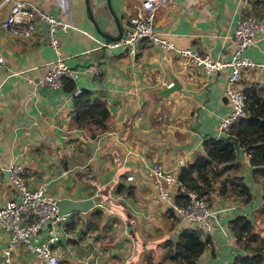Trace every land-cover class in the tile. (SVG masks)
Returning a JSON list of instances; mask_svg holds the SVG:
<instances>
[{
	"label": "crops",
	"instance_id": "obj_1",
	"mask_svg": "<svg viewBox=\"0 0 264 264\" xmlns=\"http://www.w3.org/2000/svg\"><path fill=\"white\" fill-rule=\"evenodd\" d=\"M27 1L69 23L56 35L65 63L78 72L71 90L33 87L27 78L43 75L55 56L43 24L35 22L28 39L0 28V206L17 196L6 169L16 162L29 187L44 184L55 199L92 196L94 208L101 211L94 227L87 226L94 220L92 209L78 212L71 229L64 225L68 216L61 223L55 244L61 264H178L163 258V241L189 225L156 201L145 170L159 163L177 174L200 150L203 139L217 136V123L230 110L222 95L228 68L206 74L185 57L145 40L132 53L120 45L103 47L123 33L138 0ZM8 5L0 8V20ZM243 7L262 17V31L246 53L264 62V0H174L156 11L154 27L177 47L227 60ZM173 81L177 89L157 94ZM235 86L264 91V68L244 70ZM82 89L104 102V129L76 123L72 98ZM236 162V173L242 174L252 198L243 202L240 196L218 194L213 184L209 204L223 210L214 228L202 232L209 241L199 264H231L237 251L228 218L238 213L256 222L253 217L263 204L262 188L252 179L241 149ZM7 237L0 228V264H42L18 244L4 261Z\"/></svg>",
	"mask_w": 264,
	"mask_h": 264
},
{
	"label": "built area",
	"instance_id": "obj_2",
	"mask_svg": "<svg viewBox=\"0 0 264 264\" xmlns=\"http://www.w3.org/2000/svg\"><path fill=\"white\" fill-rule=\"evenodd\" d=\"M173 1L138 0L126 18L123 33L117 38L102 43V46L108 48L120 45L132 53L138 42L145 40L185 57L202 68L206 74L228 68L222 95L229 103L230 110L217 123V136H219L244 114L245 94L242 89L235 86L241 72L254 67L264 68V62L253 60L246 53L262 31V17L255 10L242 8L232 32L234 48L230 57L222 60L194 48L177 47L158 34L154 27L155 13L160 7ZM6 3L9 4L8 10L0 20V28L11 36L28 39L32 35L35 22L39 21L44 26L47 44L55 53L44 74L36 78H27V81L35 88L60 89L64 79H74L78 71L65 63L64 56L60 54L56 35L57 30H65L69 23L27 0H0V8ZM90 72L96 73L97 66L91 67ZM6 169L8 182L15 188L17 196L0 206V228L8 235V243L2 251L3 260L8 261L11 249L18 244L33 253L42 264H61L55 244L60 235L58 227L67 220L68 213H57L56 199L47 191L44 184L36 187H29L26 184L24 169L19 163L11 162ZM145 176L156 191L157 202L165 203L195 229L210 232L214 228L218 213L223 207L212 208L204 196H199L195 190L185 188L177 178V174L163 168L159 163L147 166ZM126 179L131 180L132 176H126ZM179 193L184 197V201L180 203L174 199L175 194Z\"/></svg>",
	"mask_w": 264,
	"mask_h": 264
},
{
	"label": "trees",
	"instance_id": "obj_3",
	"mask_svg": "<svg viewBox=\"0 0 264 264\" xmlns=\"http://www.w3.org/2000/svg\"><path fill=\"white\" fill-rule=\"evenodd\" d=\"M63 87L71 90L73 81L64 79ZM242 90L245 94L244 114L226 132L203 139L200 150L194 154L191 162L179 168L177 178L185 188L204 196L208 204L207 195L215 189L218 194L240 196L243 202H248L252 198L249 187L242 174L236 173L239 166L236 162L237 152L241 149L247 156L252 179L263 190V204L258 209L260 211L264 210V91L255 86ZM72 102L78 125L92 123L100 129L105 128L108 110L103 101L92 96L89 90L82 89L73 95ZM215 183L216 188L213 187ZM174 199L178 203L184 201L180 193L175 194ZM166 208L173 212L169 206ZM90 212L94 220H88L87 226L94 227L101 211L93 207ZM77 219L78 211L69 213L65 228L71 229ZM227 227L237 251L231 264H264V231H254V220L235 213L228 218ZM202 232L205 231L188 226L182 228L175 238H166L163 241L166 247L165 257L178 264H199V256L209 241Z\"/></svg>",
	"mask_w": 264,
	"mask_h": 264
},
{
	"label": "water",
	"instance_id": "obj_4",
	"mask_svg": "<svg viewBox=\"0 0 264 264\" xmlns=\"http://www.w3.org/2000/svg\"><path fill=\"white\" fill-rule=\"evenodd\" d=\"M179 87V85L173 81L168 86H165L164 88L160 89L157 94L158 95H165L172 90H175ZM55 204L57 207V213H71L73 211L78 212H86L92 209L95 205L94 199L92 196H87L80 199H68V198H58L55 200Z\"/></svg>",
	"mask_w": 264,
	"mask_h": 264
},
{
	"label": "rangeland",
	"instance_id": "obj_5",
	"mask_svg": "<svg viewBox=\"0 0 264 264\" xmlns=\"http://www.w3.org/2000/svg\"><path fill=\"white\" fill-rule=\"evenodd\" d=\"M248 174V173H247ZM244 179H247L248 178V175L245 174L244 172ZM263 191V190H262ZM257 217V219H256ZM250 218V217H249ZM256 219V222H254V231L256 232H261V231H264V210H260L258 211L257 213H255V217H253ZM251 219V218H250ZM254 220V219H253ZM166 250V248H165ZM163 258L167 259L165 257V253L163 255ZM169 260V259H168ZM171 264V263H169ZM221 264H226V262L224 263H221Z\"/></svg>",
	"mask_w": 264,
	"mask_h": 264
}]
</instances>
